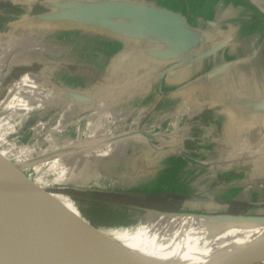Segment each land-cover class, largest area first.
Returning a JSON list of instances; mask_svg holds the SVG:
<instances>
[{"label":"crops","instance_id":"1","mask_svg":"<svg viewBox=\"0 0 264 264\" xmlns=\"http://www.w3.org/2000/svg\"><path fill=\"white\" fill-rule=\"evenodd\" d=\"M1 1L28 11L39 4ZM122 1L181 15L192 38L185 37L176 53L155 42L107 35L97 41L86 29L59 31L63 37L53 39L84 48L82 71L77 72L82 74L56 73V81L52 76L60 86L69 82L67 93L74 99L71 117L62 120L75 117L76 141L91 143L72 144V126L62 121L71 141L65 155L76 158L84 152L86 163L76 158L66 172L61 169L59 182L119 200H142L114 202L125 209L155 201L179 205L176 210L152 209L165 213L241 215L264 206V8L251 0ZM75 52L80 57V49ZM24 75L2 107L27 112L38 107L42 89ZM58 163L52 161L48 169ZM242 207L248 209L235 211Z\"/></svg>","mask_w":264,"mask_h":264},{"label":"rangeland","instance_id":"2","mask_svg":"<svg viewBox=\"0 0 264 264\" xmlns=\"http://www.w3.org/2000/svg\"><path fill=\"white\" fill-rule=\"evenodd\" d=\"M38 1V7L46 2H51V0H36V2ZM37 15L39 14L33 13L31 9L27 12L0 9V22L3 21L2 18L5 16L7 18L4 19L8 21L6 24L7 29L0 31V157L10 164V168L1 170L6 168V166L4 167V164L0 163V177L9 186L28 193L46 204H49L48 200H50L55 203L58 209L60 208V210L73 215L74 212L65 205V203H70L76 211L74 216L81 220L84 226L96 230L107 237H112L115 243L123 248L129 249L130 247L125 245L121 239H115L113 235H132L149 226L152 232L158 235L155 245L168 242L173 236L172 228L167 225L152 223V215L147 210H176L179 205H168L162 202L145 200L151 204H147V206L143 207L144 209L138 210L134 208L125 209L123 206L120 207V205H118L119 207L101 206L99 203L101 201L98 198L107 202L117 203L122 201L129 204H137L136 201L142 202V200H119L115 197H108L104 193L100 194L94 188H90V192L87 189L84 190L75 186L74 188L67 187L65 186L67 181L59 182L58 175L62 168L66 172V169L70 168L76 158L78 160L81 159L82 163H86V160L83 156L84 152L80 153L76 158L65 155L67 150H69L71 141H68V131L64 129L65 127H62V118L71 117V112L69 113L68 109L73 103V98L71 99L70 94L67 93L69 91L67 88L69 82L64 83L66 84L65 86L63 84L64 87L60 86L53 81L52 76L55 75V80L57 78L56 73L82 74L77 72L78 70L82 71L79 68L83 67L82 64H84V55L82 54L84 48L80 43L74 47L68 45L69 43L63 45L61 44L62 41L53 39L58 30L49 28L40 19H36ZM91 32V37H95L97 41L100 40V37H105L98 31L92 30ZM85 36L87 37L88 34H85ZM76 37L78 39V36ZM107 37L113 38L111 35ZM71 38H74V36L72 35ZM82 38L83 36L80 39ZM93 46V49H95L96 45L94 44ZM79 49L80 57H77L78 52L75 51H79ZM86 51L90 52L89 49ZM96 63V61L92 62L93 65ZM36 72L43 73V77L35 78L34 73ZM24 74H28L32 78L34 82H31L35 83L36 88L42 89L39 92L42 100L37 104L38 107L29 112L20 108L9 109L2 107L4 102L12 99L13 94L10 90L13 85H22V82L19 83L18 81L25 77ZM60 90L62 94L60 98H57L55 93ZM64 94H66L65 97H62ZM32 102H35V99ZM81 114H83V111H81ZM72 121H76L75 117ZM80 121H82V117ZM29 122L31 123L28 124ZM63 122L68 128L72 126L70 130H72L73 134L72 136L69 135L72 137L70 138L73 141L72 144L91 146L90 142L76 141L75 129L79 128L77 123L71 121ZM58 136L59 139L57 140ZM79 136L89 135L86 133L78 134ZM62 150L65 152V156L57 158V154ZM54 160L59 163L54 168L48 169V164ZM247 209L248 207H242V209H235V211L244 212ZM259 211L264 212L263 205L249 208L247 213L241 215H254ZM222 214V211L204 213L195 210H187L180 213V215L193 217L221 216ZM67 231L65 229L61 233L67 234ZM142 248L145 247L142 246ZM146 249L151 248L148 246ZM136 252L135 254L145 258V256H142L144 254ZM172 259L173 257H170L164 263L168 264L167 262ZM150 262L154 263L153 261ZM255 263H258L257 257L250 262V264Z\"/></svg>","mask_w":264,"mask_h":264},{"label":"bare ground","instance_id":"3","mask_svg":"<svg viewBox=\"0 0 264 264\" xmlns=\"http://www.w3.org/2000/svg\"><path fill=\"white\" fill-rule=\"evenodd\" d=\"M11 193L28 213L34 231V243L28 244L18 236L13 220L6 226L18 264H166L164 261L170 257L173 259L168 264H250L256 257L258 263L264 264V224L244 222L237 216L212 219L152 215V223L172 228V238L155 245L158 235L150 226L132 235H113L130 247L126 249L112 237L88 230L74 216L76 211L70 203L65 205L73 215L59 213L55 203L44 205ZM65 229L68 233L62 234ZM148 246L151 249H146ZM134 251L144 254L145 258Z\"/></svg>","mask_w":264,"mask_h":264},{"label":"water","instance_id":"4","mask_svg":"<svg viewBox=\"0 0 264 264\" xmlns=\"http://www.w3.org/2000/svg\"><path fill=\"white\" fill-rule=\"evenodd\" d=\"M251 1L264 8V3L259 0ZM43 6L45 11L38 13L39 15L36 16V19H40L43 24L58 31H63L68 27L86 29L88 31L93 30L98 31L101 35H111V37L118 39L160 43L173 49L176 53H179L180 49L182 50L185 37L192 38L191 31L186 28L184 17L153 5L122 0H59L45 3ZM70 98L72 99L73 95H70ZM137 134L148 138L145 134ZM188 160L196 163L192 159ZM0 163L4 164V167L6 166V168L1 170L10 168V164L1 157ZM12 191L37 200L44 205L54 206V203L48 199L49 204H46L28 193L9 186L0 177V264H18L6 233V226L10 220L15 222L17 234L24 243H34L31 219L28 218V213L22 209L18 201L13 197ZM55 208L59 213H65L56 206ZM147 212L151 215H180V213H165L152 209L147 210ZM236 216L244 222L264 224V213L195 217L220 219ZM88 230L100 233L91 228H88ZM27 231L29 235L26 234Z\"/></svg>","mask_w":264,"mask_h":264},{"label":"trees","instance_id":"5","mask_svg":"<svg viewBox=\"0 0 264 264\" xmlns=\"http://www.w3.org/2000/svg\"><path fill=\"white\" fill-rule=\"evenodd\" d=\"M0 9H9V10H19V12H27L28 10L27 9H25V7L23 6V7H20L19 5H15V4H12V3H10V2H0ZM33 13H35V14H38V13H41V12H43V8L42 7H38V6H36V7H34L32 10H31ZM4 18H7L6 16L5 17H3L2 19H3V21H1L0 22V31H4V30H6L7 29V26H6V24L8 23V21L7 20H5ZM1 20V19H0ZM11 20V19H10ZM61 33H59V31H58V33H56L55 34V36L58 38H60L61 37ZM99 199V201H101V202H99L100 204H101V206H111V207H119L118 205H115L114 204V202L113 203H111V202H107V201H104V200H102L101 198H98ZM101 199V200H100ZM106 202V203H105ZM101 225H103V223H101Z\"/></svg>","mask_w":264,"mask_h":264}]
</instances>
